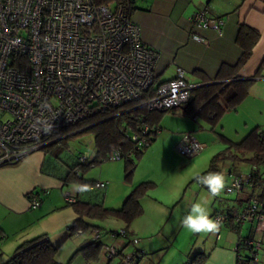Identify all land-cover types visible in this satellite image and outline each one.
<instances>
[{
  "label": "built area",
  "instance_id": "built-area-1",
  "mask_svg": "<svg viewBox=\"0 0 264 264\" xmlns=\"http://www.w3.org/2000/svg\"><path fill=\"white\" fill-rule=\"evenodd\" d=\"M189 18L192 28L223 32V19L210 17L206 10ZM191 36L203 41L196 32ZM159 55L142 44L140 28L123 1L105 5L96 0H0V166L42 150L54 140L52 133L102 111L130 102L157 112L184 104L198 83L188 81L184 68L177 65L171 79L156 83ZM150 129L143 117L138 120L130 136L137 147L147 144ZM204 146L186 131L175 149L187 158ZM88 156L82 153L78 158L87 161ZM231 176L226 190L238 194L251 175ZM106 184L96 181L94 186ZM47 192V188L31 190L26 196L28 209L39 206ZM63 196L66 202L76 199L70 191ZM212 218L223 224L229 215L216 212ZM231 218L240 225L254 222L264 233V203L255 197L250 196ZM117 230L107 234L126 239L128 232ZM93 235L98 237V231ZM130 241L138 242L136 237ZM240 244L248 256L236 255L239 264L258 263L257 251L264 241L246 237ZM118 249L113 243L103 244V258L117 256Z\"/></svg>",
  "mask_w": 264,
  "mask_h": 264
},
{
  "label": "rangeland",
  "instance_id": "rangeland-1",
  "mask_svg": "<svg viewBox=\"0 0 264 264\" xmlns=\"http://www.w3.org/2000/svg\"><path fill=\"white\" fill-rule=\"evenodd\" d=\"M255 96L258 99L248 96L234 108H228L214 123L199 118L197 134L201 133L203 136L205 133L207 142L199 154L194 157L186 158L176 149L172 153L166 145V140H160L159 136H156L155 140L141 154L132 155L135 169L131 177L126 178L124 158L105 159L90 168H79L78 176L82 177L83 183L86 182L90 186V191L78 194L79 198L90 202L102 201L104 206L113 208L122 206L128 192L139 185L141 181L152 180L150 182H153L152 187L147 188L145 195L140 198L143 208L141 215L136 216L128 226L122 219L111 216H106L104 219L85 218L88 224L97 226L99 230L113 232L112 230L117 231L120 228L126 229L128 235L131 238L136 237L138 242L130 241V244L124 248L126 245L124 238L111 239L106 233L101 237V241L112 242L117 247L124 249V253L128 255H131L136 249L140 250V246L146 242L148 252L146 251L143 255L139 254L143 256L141 259L143 261H140L139 264H180L181 259L182 262L190 260L187 258L189 252L200 247L204 237H215L213 236L215 233H192L182 227L181 221L188 214L191 204L196 201H208L207 208L211 218L214 211L219 210L218 212L225 213L227 210L233 211L237 207L238 198L242 196L235 192H227L226 186L230 183L227 173L233 166L235 173L247 175L250 166L245 161L233 160L234 164H232L229 160H225L218 163L217 169H210V160L212 155L226 151L224 150L226 147L236 152L234 143L243 140L251 130H264V93ZM180 110V106H174L171 110L165 111L163 115L173 116ZM156 132L158 134L160 130ZM197 134L195 135L198 138ZM64 144L67 148L65 151H61L57 158L50 155L45 158L46 167L50 170L55 169L56 174L53 172L52 175L59 180L66 174L65 167L77 162L78 154L94 155L95 152L94 136L90 131H83L67 137ZM205 172H223L225 174L226 186L220 195L211 196L208 189L203 185L200 186L194 179L196 175ZM261 174L264 176V166L261 167ZM95 181H106L107 184L103 188H97L94 186ZM72 182L68 181L66 185L61 182V187L54 186L48 189V193L42 194V197L52 205L54 210L43 219L42 223L28 226L27 230L35 232V236L46 234L50 242L58 246L54 257L61 264H119V256H115L111 260H108L107 257L103 258L102 249L99 251V258L94 260H88L82 252H77V249L84 244L88 232L81 234L78 230L81 235H69L68 232V227L73 224L77 216L70 204L76 201L77 195L73 202H66L63 195L66 191H70ZM22 230L14 232V237H25L26 233ZM256 233L264 241V233L258 230ZM22 242L23 239L17 246ZM261 248L264 249V246ZM141 250L143 251V249ZM242 251L248 252L244 249ZM261 252H258L260 259L264 255ZM9 254L11 253H8L7 257L5 254L0 255V264L7 261Z\"/></svg>",
  "mask_w": 264,
  "mask_h": 264
},
{
  "label": "crops",
  "instance_id": "crops-1",
  "mask_svg": "<svg viewBox=\"0 0 264 264\" xmlns=\"http://www.w3.org/2000/svg\"><path fill=\"white\" fill-rule=\"evenodd\" d=\"M130 9L131 21L140 28L142 44L159 51L155 66L156 83L171 79L175 74L176 65L184 68L185 78L191 83H208L203 82V78L219 83L225 81L233 71L228 67L223 70L222 77L225 78L218 80L215 77L221 65L232 67L241 56V47L236 41L238 27L244 25L257 30L258 37L251 48V54L237 70L236 76L252 80L246 97L258 99L255 95L264 93V0H133ZM197 10H206L212 18H222V34L212 28H192L189 17ZM194 32L202 36L203 41L192 39ZM163 113L157 124H154L160 130L156 136H159L160 140L165 139L168 149L173 153L175 144L183 133L189 131L196 137L199 117L189 114L183 108L173 116ZM197 135V140L206 145V134ZM44 157V152L40 150L28 154L16 164L0 166V255L5 254L7 257L20 240L32 239L35 232L27 230V227L42 223L54 210L44 197L36 208L28 209L27 204L26 196L31 190L62 186L59 179L42 170ZM233 173L229 168V181ZM238 195L242 197L238 198L237 207L227 212L234 213L244 205L246 190ZM19 229L26 233L25 237H14L13 233ZM256 231L254 222L243 223L238 232L233 230L228 222L224 223L213 235L215 237H204L202 245L195 248L193 253L187 250V258L190 259L197 253H206L207 257L202 264H237L235 248L239 237L257 238L259 236ZM147 246L144 242L140 249L145 253ZM242 250L243 255H248V252ZM260 251L264 254V249L258 250V263L253 264H264V255L262 259L258 255ZM180 264L191 263L190 260L182 262L181 259Z\"/></svg>",
  "mask_w": 264,
  "mask_h": 264
},
{
  "label": "trees",
  "instance_id": "trees-1",
  "mask_svg": "<svg viewBox=\"0 0 264 264\" xmlns=\"http://www.w3.org/2000/svg\"><path fill=\"white\" fill-rule=\"evenodd\" d=\"M119 1H123L127 9L131 11L130 7L133 0H96V2L105 5H114L115 3H119ZM238 28L236 41H238L241 47V56L235 63L232 64L234 65L232 67L221 65V68L215 78L218 80L225 78L222 77L223 70L227 67L233 70L231 74L225 81H221V83L214 82L208 84H198L191 90L192 93L190 98L184 104L178 105L189 114L198 116L209 123H214L228 108H234L241 103V101L245 99L246 95L249 93V87L252 84L251 79H240L236 76V73L249 58L251 48L255 44L258 37V31L244 25ZM203 82H208V80L203 78ZM162 112L165 111H151L144 106H138L137 102H130L124 104L122 107L112 108L102 111L99 114H94L93 116H89L86 119L78 121L75 125L68 126L62 130L54 132L51 136L54 140L42 147V151L45 154L44 166L42 170L52 175V173L56 170H50V168L46 167V156L50 155L57 158L58 154L61 153V151H65L67 148L64 144L67 137L76 135V133L83 131H90L94 136V155L90 154L87 161H80L78 157L82 153L78 154L77 162L71 166L67 165V167H65L64 171H66V174L60 181L64 185H66L68 181L84 182L81 179L82 177L78 176L80 173L79 168H90L96 163H101L102 160L108 159V155L113 148L118 149L121 153V158L125 159L124 168L126 178L131 177L135 169L132 155L134 154L138 156V154H141L148 146H150L151 142L155 140V136L157 135L155 129L158 127L154 124H157L160 120L159 117ZM142 117L148 125L151 127L154 125L155 129L153 127V130L150 129V132L147 135V144L137 147L136 143L130 136L134 133L137 122ZM234 146L236 152H233L229 150V147H226V149H224L226 151L212 155L210 160V169H217L219 166L218 163L224 162L225 160H229L232 164H234L233 160L245 161L250 166L249 174L251 176L250 180L243 184V189L238 194L242 193L245 189L247 193L245 199L246 201H248L250 196H252L258 199L261 203H264V176L261 174V167L264 166V130H251L247 133L243 140L234 143ZM230 172L238 174V172L235 173L233 166L230 168ZM54 174H56V172H54ZM152 185L153 182L148 180L141 181L139 185L135 186L130 192H128V195H126L123 203L121 204L122 206L116 208L104 206L102 201L90 202L81 200L79 195L75 194L77 195V199L75 202L70 204L77 216L73 224L68 227L69 235H81L88 232V236L84 239V244L81 248L77 249V252H82L88 260L98 259V254L102 249L103 244L112 243L108 241H101V237L105 235V233L107 234L109 230H99L97 226L88 224L85 220L86 217L104 219L106 216H111L122 219L128 226L136 216L141 215L143 208L142 204H140V198L145 195L146 189L152 187ZM215 212L216 211H214V214ZM227 213L229 215L227 222L231 225L233 230L238 232L241 225L233 222L231 217L234 213ZM78 230H81L82 233L79 234ZM94 230L98 231V237H94ZM112 231L117 233L118 230ZM243 238H246V236H240L237 241L236 255H242L240 242ZM247 238L250 237L247 236ZM125 242L126 245L124 248L130 244L129 235H126ZM57 248L58 246L53 245L46 234L34 236L32 239L25 240L20 243V245H18L8 256L6 259L7 261L2 264H61L54 257L57 252ZM139 253L143 255L144 251L136 249L131 253L130 258L128 254L124 253V249L119 248L117 251V257H120L119 264H138L143 257L140 256ZM206 257V253L194 254L192 258H190V263L202 264V261ZM111 259L109 258L108 260ZM236 261L237 264H239L237 258Z\"/></svg>",
  "mask_w": 264,
  "mask_h": 264
},
{
  "label": "clouds",
  "instance_id": "clouds-1",
  "mask_svg": "<svg viewBox=\"0 0 264 264\" xmlns=\"http://www.w3.org/2000/svg\"><path fill=\"white\" fill-rule=\"evenodd\" d=\"M50 130V128L44 129L46 132ZM109 155L111 159L116 160L119 158V151L114 150L110 152ZM194 179L197 183L205 186L213 197L220 195L226 186V176L223 172H208L207 174H198L194 177ZM88 191H90V186L86 183L73 181L70 185V192L73 195L84 194ZM207 203V200L193 202L190 206L188 214H186L181 221L182 227L192 233L218 232L222 226L221 221L219 219L211 218L207 208Z\"/></svg>",
  "mask_w": 264,
  "mask_h": 264
},
{
  "label": "water",
  "instance_id": "water-1",
  "mask_svg": "<svg viewBox=\"0 0 264 264\" xmlns=\"http://www.w3.org/2000/svg\"><path fill=\"white\" fill-rule=\"evenodd\" d=\"M214 81H208V83H213ZM208 83H203V84H208Z\"/></svg>",
  "mask_w": 264,
  "mask_h": 264
}]
</instances>
